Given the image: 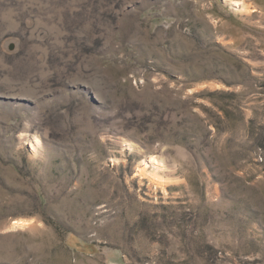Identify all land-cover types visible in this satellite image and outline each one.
Here are the masks:
<instances>
[{
	"label": "rangeland",
	"instance_id": "374dc122",
	"mask_svg": "<svg viewBox=\"0 0 264 264\" xmlns=\"http://www.w3.org/2000/svg\"><path fill=\"white\" fill-rule=\"evenodd\" d=\"M0 264H264V0H0Z\"/></svg>",
	"mask_w": 264,
	"mask_h": 264
},
{
	"label": "bare ground",
	"instance_id": "6f19581e",
	"mask_svg": "<svg viewBox=\"0 0 264 264\" xmlns=\"http://www.w3.org/2000/svg\"><path fill=\"white\" fill-rule=\"evenodd\" d=\"M235 6L239 5L238 2H234ZM244 6V5H243ZM157 157V156H156ZM156 157H151L150 160L147 161H143L142 162V167L143 169L141 170V173H144L147 170V167L150 166L153 169L157 170V169H162L163 168V162L156 158ZM154 171V170H153ZM155 182V180H154ZM29 222L28 221H23V220H15L12 224L13 228H20V227H25L26 225H28Z\"/></svg>",
	"mask_w": 264,
	"mask_h": 264
}]
</instances>
